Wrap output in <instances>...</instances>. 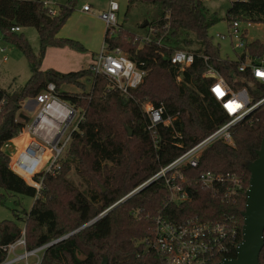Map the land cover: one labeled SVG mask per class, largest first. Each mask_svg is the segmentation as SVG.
Wrapping results in <instances>:
<instances>
[{
    "label": "trees",
    "instance_id": "1",
    "mask_svg": "<svg viewBox=\"0 0 264 264\" xmlns=\"http://www.w3.org/2000/svg\"><path fill=\"white\" fill-rule=\"evenodd\" d=\"M125 1L127 11L137 3L155 10L144 28L145 31L155 30L152 42L141 48L135 41L136 34L118 28L112 36L109 30L105 32L104 42L109 48H120L146 72L143 82L136 89H130L126 96L113 89L105 77L93 74L90 66L70 73L41 70L48 48L68 47L85 52L79 42L58 37L73 11L71 3L60 7L47 23L44 19L47 12L40 0H0V34L4 41L11 42L22 52L30 70V77L21 89L8 93L0 88L5 103L0 112V205L7 193L34 199L30 211L23 213L24 218L14 213L15 218L25 224L27 249L72 233L45 251L42 264H101L104 259L107 264H160L156 254L142 255L143 248L138 243L151 236L153 219L157 216L174 222L196 217L200 221L225 223L236 228V242L242 240L248 167L256 160L264 137V103L232 128V146L215 143L204 151L197 170L181 171L188 182H193L191 187L185 188L189 196L186 202L177 206L168 204V192L161 179L124 199L228 120L209 93L211 79L204 77L206 66L199 56H207L208 64L234 88L246 85L254 102L264 97V85H233L238 62L219 60V48L208 35L219 20L207 12L200 0ZM225 21L228 25L232 21L264 24V0H233ZM13 27L36 31L38 54L22 36L11 32ZM122 32L127 41L122 39ZM158 40L161 46L156 45ZM181 48H188L196 55L192 66L183 72L169 62L172 50ZM246 48L251 54H264V45L258 41L250 42ZM48 83L55 85L61 101L84 112L85 122L80 124L79 133L72 136L67 151L69 163L63 162L58 170L46 174L42 190L35 199V189L9 169V159L2 146L25 127L18 116L21 103L37 98ZM73 87L79 91H71ZM146 102L154 107L162 104L165 116L177 115L174 131L162 125L147 129L148 119L142 109ZM127 129L131 130V136L125 135ZM154 135L157 142L153 140ZM70 162L84 173L101 175L100 185L104 191L98 186L96 192L84 195L69 188L65 175L70 170ZM204 171L241 175L244 189L235 199L222 201L211 190L193 181V177ZM63 205L70 215L68 220L58 215ZM106 210H109L106 215L86 226ZM20 236L21 229L13 222L0 221V245L7 246ZM228 257H236L235 248ZM4 258L0 252V263ZM259 264H264V246Z\"/></svg>",
    "mask_w": 264,
    "mask_h": 264
},
{
    "label": "built area",
    "instance_id": "2",
    "mask_svg": "<svg viewBox=\"0 0 264 264\" xmlns=\"http://www.w3.org/2000/svg\"><path fill=\"white\" fill-rule=\"evenodd\" d=\"M42 5L47 12L46 16L52 18L56 15L57 10L52 1H43ZM90 10L89 6H83L84 12H90ZM118 12V3L109 0L107 9L99 15L106 30L110 31V36L114 35V31L118 28ZM251 25L249 21H232L228 25L227 35L216 36L221 40L227 37L231 40L232 50L236 56L235 61L238 62L237 73L232 78L233 85L237 83L248 84V86L264 85V54H251L246 48L250 43L247 41V28ZM20 31L19 27L11 28L12 33L18 34ZM154 33L153 28H148L145 33L138 35L135 39L139 43L138 48L151 43ZM0 39L3 40L2 34ZM156 45L161 46V41L158 40ZM5 52L6 49L0 47V54L4 55ZM195 57L192 51L173 49L169 62L177 67L179 72H183L192 66ZM199 57L206 66L204 77L211 79L209 93L228 120L170 164L161 168L124 199L131 197L148 183L161 179L168 192V204L177 206L186 202L189 196L185 188L191 187L193 182L192 180L188 182L181 171L185 168L197 170L202 154L215 143L232 146V128L243 122L264 103V97L254 102L246 85L237 89L229 84L208 64L207 56ZM219 60L232 62L229 59L220 58ZM3 61H6V57H3ZM89 66L93 74L105 77L113 89L125 96L130 89H136L146 75V72L129 60L120 48H109L105 42ZM177 81H180V77H177ZM3 98L0 96V112L5 104ZM37 99L38 109L35 117L31 121L24 122L25 127L19 134L2 146L4 153L10 151L9 156L5 154L9 159V169L35 189V199L42 190L46 174L59 169L58 163L67 153L73 134L79 133L80 124L85 122L84 112L61 101L53 83H48ZM142 109L148 119V130L162 125L174 131L173 122L177 115L165 116V108L162 104L154 107L147 103L142 105ZM22 136L25 140L22 146L17 148L14 140ZM175 137L181 138L179 134H175ZM153 140L157 142L156 135L153 136ZM193 179L202 188L211 190L225 202L235 199L244 189L243 177L237 174H215L204 171ZM153 221L151 236L138 243L143 248L142 255L156 254L160 264H218L224 259H229L228 255L234 248L236 251L239 245L236 242V228L227 226L225 223L200 221L196 217L174 222L162 216L155 217ZM56 241L35 249H27L23 229L21 236L15 242L7 246L0 245V252L5 255L0 264H42L45 251ZM31 259L34 260L32 263H30Z\"/></svg>",
    "mask_w": 264,
    "mask_h": 264
},
{
    "label": "rangeland",
    "instance_id": "3",
    "mask_svg": "<svg viewBox=\"0 0 264 264\" xmlns=\"http://www.w3.org/2000/svg\"><path fill=\"white\" fill-rule=\"evenodd\" d=\"M40 1L43 2L48 0ZM49 1H52L54 8L57 9V11L60 7L66 6L68 3L73 5L71 16L60 30L58 37H63V39H75L92 53H98L103 44V35L106 32V26L99 19V15L106 10L109 0ZM115 1L120 6V10L117 13L118 29H121V31L126 30L127 32H131L136 35H142L143 29L141 28V24L147 20H151L155 10L152 7H148L147 5L137 3L127 11L123 0ZM200 1L207 12L211 15H216L219 20L216 25L209 29L208 35L211 38L212 43L215 46H218L220 58L235 61L236 56L232 50L231 40L228 37L225 40H221L216 37L218 34H228L229 27L227 21H225V14L233 0ZM83 6H89L91 9L90 12H84ZM241 26L244 25L241 24ZM18 35L22 36L23 39L26 40L31 46L32 51L37 54L39 40L36 31L33 28H21V32ZM122 39L127 41L125 33H123ZM247 41H258L260 44L264 45V24H252L249 28H247ZM0 47L6 49L4 55L0 54V88L8 93H11L21 89L26 84L30 77V70L25 56L16 48L14 44L4 41V39H0ZM181 49L188 51V48ZM3 57H6V61H3ZM61 59L65 60V57ZM73 67H66V69L71 68L72 71L76 66ZM70 90L73 92L79 91L75 87L71 88ZM32 100H35L36 102L38 101V99L35 98L25 100L21 103V109L18 112V116L23 111L28 114L30 118L34 117L35 112L28 113L27 111L29 110L27 105L29 104V101ZM147 103L149 102L143 103V105ZM125 135H128V131ZM5 154L9 156L10 151H7ZM69 159L70 158H68L67 153H65L64 158L58 163V165L61 166L63 162L69 163ZM69 168L70 170L65 175V179L68 184L67 186L69 188L75 189L84 195H90L92 192H96L98 190V185L101 184V175L94 174L93 172L92 174L84 173L81 168H78L76 164L71 162ZM33 203L34 199L30 197L9 193L5 194V201L3 205H0V221H11L19 229L23 230L25 227L24 222L17 220L14 216V213L17 212L22 218H24L23 213H28ZM64 207L65 205L59 209L58 215L60 219L63 220L66 218L68 220L70 215L66 212ZM33 261L34 260L31 259L30 263Z\"/></svg>",
    "mask_w": 264,
    "mask_h": 264
},
{
    "label": "water",
    "instance_id": "4",
    "mask_svg": "<svg viewBox=\"0 0 264 264\" xmlns=\"http://www.w3.org/2000/svg\"><path fill=\"white\" fill-rule=\"evenodd\" d=\"M44 19L47 23L52 21V18L48 16H44ZM147 24V22H144L141 28H146ZM19 118L24 122L28 121L22 114L19 115ZM127 131L128 135L131 136L132 133L129 129ZM256 156V160L248 167L250 176L243 213L242 240L236 249V257L234 259H224L218 264H259V255L264 246V137ZM98 186L104 191L101 185ZM109 210L103 212L88 225L102 218ZM70 235L72 233L53 242V245L63 241ZM107 263V260L104 259L101 264Z\"/></svg>",
    "mask_w": 264,
    "mask_h": 264
},
{
    "label": "crops",
    "instance_id": "5",
    "mask_svg": "<svg viewBox=\"0 0 264 264\" xmlns=\"http://www.w3.org/2000/svg\"><path fill=\"white\" fill-rule=\"evenodd\" d=\"M123 1L126 5V1L125 0H123ZM119 10H120V6H119ZM145 22H147V21H145ZM23 29H25V28H23ZM142 29H143V33H144L145 30H144V28H142ZM58 36H59V33H58ZM104 36H105V33L103 35V43H104ZM62 39H63V37H62ZM71 40L77 41L75 39H71ZM84 49H85L84 53H79V52H76L74 50H71L68 47L48 48L43 59H42V62H41V70L42 71L54 70V71L59 72V73H70V72H76V71L86 69L92 63L93 58L95 57V55L97 53H92L91 51H89L85 47H84ZM38 52H39V47H38ZM38 52H37V54H38ZM63 57H65V60L61 59ZM90 59H91V61H90ZM73 66H76V67L72 71H71V68L66 69V67H73ZM27 108L29 109V110H27L28 113L35 112V115H36V112L38 109V103L35 100L29 101ZM21 114L24 117H26L28 119V121H31L35 117V115H34L33 118H30V116L23 111L21 112ZM24 140H25L24 136H22L20 138L19 137L16 138L14 140L15 146H17V148L21 147Z\"/></svg>",
    "mask_w": 264,
    "mask_h": 264
}]
</instances>
